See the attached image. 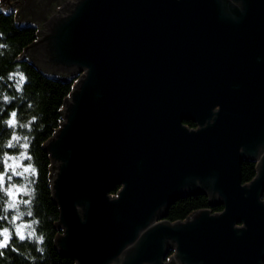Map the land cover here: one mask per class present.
Instances as JSON below:
<instances>
[{"label":"water","instance_id":"water-1","mask_svg":"<svg viewBox=\"0 0 264 264\" xmlns=\"http://www.w3.org/2000/svg\"><path fill=\"white\" fill-rule=\"evenodd\" d=\"M5 1L40 27L22 58L74 82L44 144L60 251L76 264H264V0ZM192 194L223 210L168 220Z\"/></svg>","mask_w":264,"mask_h":264},{"label":"trees","instance_id":"trees-1","mask_svg":"<svg viewBox=\"0 0 264 264\" xmlns=\"http://www.w3.org/2000/svg\"><path fill=\"white\" fill-rule=\"evenodd\" d=\"M7 2L0 0V45H3L0 47V175L4 176V189L14 188L11 197L0 190V232L4 229L9 232L6 247L0 248L3 253L0 264H76L56 244L61 231L57 226L60 209L53 197L52 160L44 148L64 120L65 99L74 82L44 74L29 58H22L26 48L38 38L40 27L20 23ZM19 73L23 74L24 81L17 88ZM10 74L16 75L9 79ZM13 112L16 113L15 125L9 126L7 121L12 119ZM13 134L19 140L8 147ZM25 168L35 169V172H26ZM241 171L243 182L250 181L256 174V164L245 161ZM17 188L22 190L17 192ZM13 201L17 207L9 208ZM203 208L212 212L223 210L222 205L211 206L205 194H192L174 202L167 219L183 220ZM18 226H24L21 229L23 240L16 234ZM31 231L35 235L29 237ZM38 237H43L42 242ZM3 239L0 236V241Z\"/></svg>","mask_w":264,"mask_h":264},{"label":"snow or ice","instance_id":"snow-or-ice-1","mask_svg":"<svg viewBox=\"0 0 264 264\" xmlns=\"http://www.w3.org/2000/svg\"><path fill=\"white\" fill-rule=\"evenodd\" d=\"M0 47H3V45H0ZM13 75H16V74H10L9 79H12L13 78ZM23 81H24V76H23L22 73H19V82L17 83V88L20 87V85L23 83ZM4 99L5 100H8V97L5 96ZM11 116H12V119H10L9 121H7V123H8L9 126H14L15 125L16 113L13 112L11 114ZM18 140H19V137H17L15 134H13L12 139L8 141V145L7 146L8 147H13L14 146L13 145V141H18ZM24 146L26 147L27 145L25 144ZM6 159H12V158L11 157H7ZM9 167H11V165ZM25 171L26 172L27 171H32L34 173L35 172V169L25 168ZM13 172H15L14 169H13ZM9 179H11V177H9ZM3 184H4V176L3 175H0V190L6 191L7 194L11 197L13 195V188H14V186H10L9 188L4 189L3 188ZM21 190L22 189H19V188L15 189V191H17V192H19ZM25 203H28V202L25 201ZM8 207L9 208H16L17 207V204H16L15 201H13L12 203H9ZM28 214L31 215L30 212ZM18 215H22V214H18ZM22 227H24V226H18L17 229H16V234L19 236V238L21 240L25 239V236H24V234H23V232L21 230ZM28 227H30V225ZM28 235H29V237H32V236L35 235V232L34 231H31V232L28 233ZM0 236H3L4 237V239L2 241H0V248H4V247H6L7 242L9 240V232H8V229H4L2 232H0ZM37 239L40 242H42L43 237H38ZM0 255H3V253L0 252Z\"/></svg>","mask_w":264,"mask_h":264},{"label":"flooded vegetation","instance_id":"flooded-vegetation-1","mask_svg":"<svg viewBox=\"0 0 264 264\" xmlns=\"http://www.w3.org/2000/svg\"><path fill=\"white\" fill-rule=\"evenodd\" d=\"M32 1V0H31ZM27 10H28V14H32V15H34L33 14V10L31 9V11H29V6L27 7ZM30 55H34L33 54V51H30ZM185 124L188 126V127H190V128H196L198 125H197V123H195V122H193V121H185ZM186 219V218H185ZM184 220V219H183ZM174 254H175V251H171V252H169V254L167 255V257L165 258V262H168V261H170L171 260V258L174 256Z\"/></svg>","mask_w":264,"mask_h":264},{"label":"rangeland","instance_id":"rangeland-1","mask_svg":"<svg viewBox=\"0 0 264 264\" xmlns=\"http://www.w3.org/2000/svg\"><path fill=\"white\" fill-rule=\"evenodd\" d=\"M74 1H77V0H74ZM62 6V4H60V5H57L56 6V8H60ZM14 12L16 13L17 11L16 10H14Z\"/></svg>","mask_w":264,"mask_h":264}]
</instances>
